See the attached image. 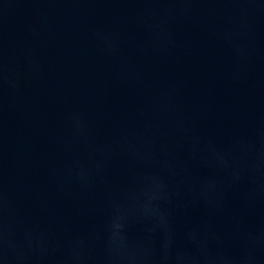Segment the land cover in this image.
<instances>
[{
    "label": "water",
    "instance_id": "95a60500",
    "mask_svg": "<svg viewBox=\"0 0 264 264\" xmlns=\"http://www.w3.org/2000/svg\"><path fill=\"white\" fill-rule=\"evenodd\" d=\"M0 264H264V0H0Z\"/></svg>",
    "mask_w": 264,
    "mask_h": 264
}]
</instances>
